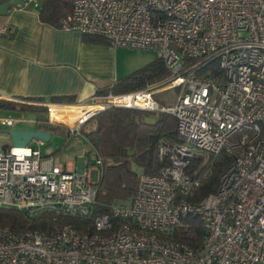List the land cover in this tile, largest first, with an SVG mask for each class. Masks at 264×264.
Wrapping results in <instances>:
<instances>
[{
  "label": "built area",
  "instance_id": "2783aa9c",
  "mask_svg": "<svg viewBox=\"0 0 264 264\" xmlns=\"http://www.w3.org/2000/svg\"><path fill=\"white\" fill-rule=\"evenodd\" d=\"M38 6L22 0L16 8ZM61 28L152 51L169 74L86 104H45L49 125L71 140L112 108L166 113L178 143L160 144L168 165L139 173L128 202L103 214H94L105 168L96 153L100 181L92 184L88 165L56 163L42 142L0 146V210L52 220L48 232L0 226V264H264V0H74ZM167 90L179 93L164 106L155 96ZM60 108H71L72 126L52 119ZM17 122L0 114L2 128ZM221 152L231 166L214 193L195 201L211 175L208 160ZM187 216L205 230L195 249L174 239ZM68 219L92 222L82 232Z\"/></svg>",
  "mask_w": 264,
  "mask_h": 264
},
{
  "label": "trees",
  "instance_id": "16d2710c",
  "mask_svg": "<svg viewBox=\"0 0 264 264\" xmlns=\"http://www.w3.org/2000/svg\"><path fill=\"white\" fill-rule=\"evenodd\" d=\"M12 0H0V5ZM39 20L41 23L61 28L64 20L71 14L74 0H39ZM86 42L109 44L107 41L84 35ZM164 63L156 58L136 75L126 77L116 83L111 90L98 94H125L146 88L148 85L163 81L168 77ZM38 100H26L37 102ZM72 98H55L52 103L72 104ZM39 102V101H38ZM163 105V104H161ZM0 110L6 112H29L37 115L46 114V109L11 101L0 100ZM151 118L152 121H147ZM91 131L84 135L95 153L104 160L105 168L99 184L97 206L94 214H103L111 205L123 204L133 195L137 186V173L155 175L168 165L167 159L159 157V145L174 146L178 143L175 118L166 113L142 112L131 109L112 108L94 118ZM57 128L63 130L64 128ZM37 129L52 133L55 131L45 119L37 122ZM68 137V135H67ZM4 148H8L4 146ZM232 157L225 152L210 157L207 167L211 170L208 180L203 182L195 193V201H200L216 191L221 175L231 166ZM66 223L75 225L86 232L91 226L90 220L68 219ZM52 224L50 216L28 219L25 214L14 210H0V226L8 227L14 232L41 230L48 232ZM205 234L203 223L193 216L181 220L174 239L191 248L199 247Z\"/></svg>",
  "mask_w": 264,
  "mask_h": 264
},
{
  "label": "crops",
  "instance_id": "0c3cea01",
  "mask_svg": "<svg viewBox=\"0 0 264 264\" xmlns=\"http://www.w3.org/2000/svg\"><path fill=\"white\" fill-rule=\"evenodd\" d=\"M21 1L0 14V100L43 107L55 104V98H72V104L63 105H81L126 78L116 48L86 42L76 30L43 24L40 1L38 8L17 9ZM52 119L72 126L71 108H60Z\"/></svg>",
  "mask_w": 264,
  "mask_h": 264
},
{
  "label": "rangeland",
  "instance_id": "374dc122",
  "mask_svg": "<svg viewBox=\"0 0 264 264\" xmlns=\"http://www.w3.org/2000/svg\"><path fill=\"white\" fill-rule=\"evenodd\" d=\"M14 0L11 2L3 3L0 5V14L12 5ZM20 1V0H17ZM119 69L122 71L124 78L134 76L139 70H141L148 63L156 59V54L152 51L127 49V48H116ZM179 93V90H167L155 96V100L159 104L169 105L173 101V97ZM0 114L4 118H10L15 121H24V123H16L12 129L32 131L37 129L36 121L40 119H46V114L37 115L29 112H6L0 110ZM147 121H152L151 118H146ZM67 121H63L66 124ZM55 131L50 133L51 139L48 143H43L41 149L43 155L53 156L56 163H67L72 162L75 166L77 165H88L90 169V182L92 184H98L100 181L99 170L95 169L93 163L95 161V151L91 148L89 143L85 140L84 135L86 132L91 131L90 126L83 128V134L80 137H74L71 140L68 139L66 133L53 126ZM4 128L0 127V131ZM37 142H32V145ZM0 146L11 147L10 142L0 140ZM134 171L140 173L137 168L134 167ZM128 202L124 201L123 204ZM122 205V204H118Z\"/></svg>",
  "mask_w": 264,
  "mask_h": 264
},
{
  "label": "water",
  "instance_id": "95a60500",
  "mask_svg": "<svg viewBox=\"0 0 264 264\" xmlns=\"http://www.w3.org/2000/svg\"><path fill=\"white\" fill-rule=\"evenodd\" d=\"M1 139L8 141L13 148H26L33 141H39L42 143H48L51 139V134L42 130H16V129H4L0 131Z\"/></svg>",
  "mask_w": 264,
  "mask_h": 264
}]
</instances>
